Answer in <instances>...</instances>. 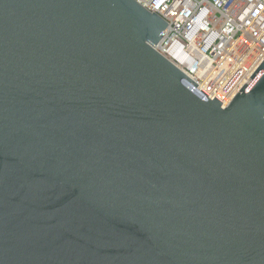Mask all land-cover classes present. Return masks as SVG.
<instances>
[{"label":"water","instance_id":"obj_1","mask_svg":"<svg viewBox=\"0 0 264 264\" xmlns=\"http://www.w3.org/2000/svg\"><path fill=\"white\" fill-rule=\"evenodd\" d=\"M134 0H0V264H264V61L215 99Z\"/></svg>","mask_w":264,"mask_h":264},{"label":"built area","instance_id":"obj_2","mask_svg":"<svg viewBox=\"0 0 264 264\" xmlns=\"http://www.w3.org/2000/svg\"><path fill=\"white\" fill-rule=\"evenodd\" d=\"M166 23L153 47L202 91L227 61L208 95L215 99L255 49L259 56L221 102L226 107L264 61V0H134Z\"/></svg>","mask_w":264,"mask_h":264}]
</instances>
